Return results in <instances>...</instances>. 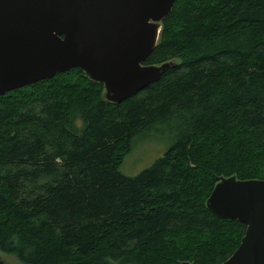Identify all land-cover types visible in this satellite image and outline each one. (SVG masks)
Instances as JSON below:
<instances>
[{
  "label": "trees",
  "instance_id": "trees-1",
  "mask_svg": "<svg viewBox=\"0 0 264 264\" xmlns=\"http://www.w3.org/2000/svg\"><path fill=\"white\" fill-rule=\"evenodd\" d=\"M119 103L80 69L0 96V251L23 264H221L245 227L206 207L219 178L264 180V0H176ZM163 155L119 171L134 139Z\"/></svg>",
  "mask_w": 264,
  "mask_h": 264
},
{
  "label": "water",
  "instance_id": "water-1",
  "mask_svg": "<svg viewBox=\"0 0 264 264\" xmlns=\"http://www.w3.org/2000/svg\"><path fill=\"white\" fill-rule=\"evenodd\" d=\"M175 2L0 0V96L78 68L103 85L108 102L129 98L170 68L143 62ZM206 207L245 227L221 264H264V180L220 178Z\"/></svg>",
  "mask_w": 264,
  "mask_h": 264
},
{
  "label": "rangeland",
  "instance_id": "rangeland-1",
  "mask_svg": "<svg viewBox=\"0 0 264 264\" xmlns=\"http://www.w3.org/2000/svg\"><path fill=\"white\" fill-rule=\"evenodd\" d=\"M166 63H170L171 66L173 62L171 61ZM169 145L170 141L167 139V137L160 134H148V136H145V138L143 137L134 139L132 148L130 152L124 157L122 164L119 167V171L128 177H134L138 175L141 171L150 167L156 159L161 157ZM219 181L220 178L218 182ZM0 260L4 264H23L13 255L4 254L1 251Z\"/></svg>",
  "mask_w": 264,
  "mask_h": 264
},
{
  "label": "bare ground",
  "instance_id": "bare-ground-1",
  "mask_svg": "<svg viewBox=\"0 0 264 264\" xmlns=\"http://www.w3.org/2000/svg\"><path fill=\"white\" fill-rule=\"evenodd\" d=\"M145 138V137H144Z\"/></svg>",
  "mask_w": 264,
  "mask_h": 264
}]
</instances>
